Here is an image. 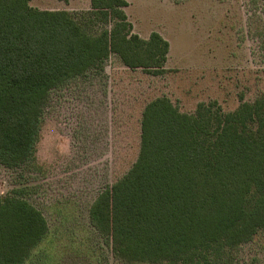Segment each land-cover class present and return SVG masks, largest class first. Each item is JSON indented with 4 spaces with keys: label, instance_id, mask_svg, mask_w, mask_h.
I'll return each instance as SVG.
<instances>
[{
    "label": "trees",
    "instance_id": "obj_1",
    "mask_svg": "<svg viewBox=\"0 0 264 264\" xmlns=\"http://www.w3.org/2000/svg\"><path fill=\"white\" fill-rule=\"evenodd\" d=\"M0 0V165L36 161L50 95L103 70L116 55L165 73L170 44L134 33L127 0L88 10H42ZM70 2L72 0H60ZM249 34L264 53V0H248ZM124 264H240L234 253L264 232V93L225 112L217 101L182 113L168 98L148 103L137 161L90 209ZM49 232L24 190L0 196V264H25Z\"/></svg>",
    "mask_w": 264,
    "mask_h": 264
},
{
    "label": "rangeland",
    "instance_id": "obj_2",
    "mask_svg": "<svg viewBox=\"0 0 264 264\" xmlns=\"http://www.w3.org/2000/svg\"><path fill=\"white\" fill-rule=\"evenodd\" d=\"M135 34L159 33L170 44L165 73L125 67L112 55L95 70L54 90L45 108L36 161L0 165V196L24 190L49 226L25 264H124L92 225L99 194L138 159L148 103L166 97L182 113L217 101L235 111L264 93V53L247 26L248 0H127ZM42 10H88L91 0H31ZM240 264H264V232L242 245Z\"/></svg>",
    "mask_w": 264,
    "mask_h": 264
}]
</instances>
